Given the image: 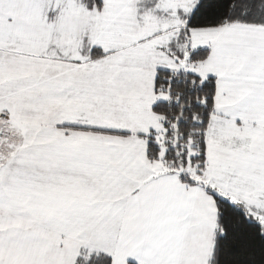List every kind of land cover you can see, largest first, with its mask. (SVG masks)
I'll return each mask as SVG.
<instances>
[{
    "label": "snow or ice",
    "instance_id": "1",
    "mask_svg": "<svg viewBox=\"0 0 264 264\" xmlns=\"http://www.w3.org/2000/svg\"><path fill=\"white\" fill-rule=\"evenodd\" d=\"M0 264H264V0H0Z\"/></svg>",
    "mask_w": 264,
    "mask_h": 264
}]
</instances>
